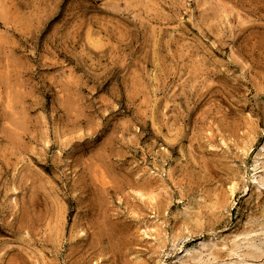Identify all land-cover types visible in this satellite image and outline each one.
<instances>
[{"label":"rangeland","instance_id":"1","mask_svg":"<svg viewBox=\"0 0 264 264\" xmlns=\"http://www.w3.org/2000/svg\"><path fill=\"white\" fill-rule=\"evenodd\" d=\"M0 264H264V0H0Z\"/></svg>","mask_w":264,"mask_h":264}]
</instances>
